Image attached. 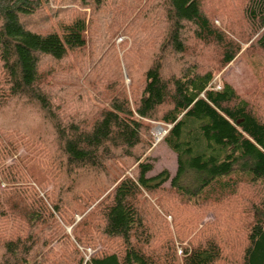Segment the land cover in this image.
<instances>
[{
    "label": "trees",
    "instance_id": "obj_1",
    "mask_svg": "<svg viewBox=\"0 0 264 264\" xmlns=\"http://www.w3.org/2000/svg\"><path fill=\"white\" fill-rule=\"evenodd\" d=\"M207 1L0 0V110L13 112L0 126V264H264V112L212 82L240 42L256 35L264 52V0H235L240 31L227 0L215 13ZM207 47L215 68L197 56ZM152 122L171 177L141 159Z\"/></svg>",
    "mask_w": 264,
    "mask_h": 264
},
{
    "label": "rangeland",
    "instance_id": "obj_2",
    "mask_svg": "<svg viewBox=\"0 0 264 264\" xmlns=\"http://www.w3.org/2000/svg\"><path fill=\"white\" fill-rule=\"evenodd\" d=\"M210 1L211 0L207 1L206 3L207 10L208 12L215 13V11L217 10V6L223 4L225 0H213L212 3L209 5ZM227 4L233 6L230 12L236 14L235 16L241 20V10H240L239 2L235 0H227ZM221 18L225 20L224 17ZM214 23L219 28L224 27V24H222L220 20L216 18V16ZM245 26L246 24L242 19L241 26L236 29L240 31L242 27L245 29ZM254 37H256V35H254L253 38H251L247 42L243 41L239 43L240 51L238 52V54L226 67L222 68L219 72L215 74L212 82L215 88L221 85L220 82L222 80L228 82L233 86V88L237 93L248 96L247 98L251 100L252 106L254 107L256 112L263 115L262 112H264V52L257 53L254 51V48L251 45V42L253 41ZM121 40L123 42H126V45L123 48L121 46L122 43L119 44ZM115 42L116 45L119 44L117 45L119 46L117 47V54H118L117 59H119L120 65L118 66V64L117 65L112 64L111 66L110 65L107 66L108 64H110V62H108L107 64H102L100 66L105 67L104 70L106 73L110 74L109 75L110 78H113L114 75L119 74L118 70H115V68L118 66L122 71L124 89L126 91H130L131 90L130 79L128 77V74L126 73L124 63L122 62L123 52L129 47L130 40H128L126 36H118ZM195 49H196V45L193 41H191L189 45V50L192 55H195L194 54L196 52ZM216 53L217 50L215 48L207 47V48L199 49V53L197 54V56L199 57L200 61H202L203 63H207L205 64L207 67L215 68L217 65L215 63L211 64V62L214 61ZM148 57L149 56H146L144 61ZM105 61H107V58L103 57V62ZM140 77L138 76L136 80L133 81L134 82L133 85L136 86V84L138 85L141 84ZM93 92L91 97L92 101L98 104L99 106L105 105V101H104L105 97L103 95L104 92L101 91L99 94ZM10 106L11 105H9V109L3 108L0 110V126L6 125L12 119L11 115L13 114V112L11 111ZM152 125L153 127L151 132L153 134V142L151 147L145 152V154L142 156L141 159H144V157L147 156L148 159L152 161L153 169L147 174L148 176L155 175L160 171H162L163 169H166L171 177L174 175L176 170V156L162 142L163 131L159 127H161L164 130L163 124L160 122H152ZM156 129L159 130L158 133L155 132ZM23 152L24 150L21 148L16 154H14L11 158H9L7 162H10L11 160L13 161L14 159H16L17 155L19 156ZM134 168H135V164L130 165L129 168L125 169V174L131 175L134 171ZM5 185H6L5 182L0 178V188L4 187ZM163 186L168 187L169 182L166 181L163 184ZM49 188L50 187H48V189ZM254 193L256 194V192ZM80 218L81 217L79 215H74V222L78 221ZM166 218L168 221L170 220L169 216H167ZM212 219H213L212 214L206 213L200 223V226ZM73 225L74 223L70 226H64L65 232L67 234L71 233V227ZM176 250L177 253L180 255L181 249L178 245H176ZM86 251L87 254L92 253L91 250L87 249Z\"/></svg>",
    "mask_w": 264,
    "mask_h": 264
},
{
    "label": "water",
    "instance_id": "obj_3",
    "mask_svg": "<svg viewBox=\"0 0 264 264\" xmlns=\"http://www.w3.org/2000/svg\"><path fill=\"white\" fill-rule=\"evenodd\" d=\"M159 128H160V129L163 131V134H162V135H164L166 131H165V130H163L161 127H159Z\"/></svg>",
    "mask_w": 264,
    "mask_h": 264
},
{
    "label": "bare ground",
    "instance_id": "obj_4",
    "mask_svg": "<svg viewBox=\"0 0 264 264\" xmlns=\"http://www.w3.org/2000/svg\"><path fill=\"white\" fill-rule=\"evenodd\" d=\"M156 133H158L159 132V130L158 129H156V131H155Z\"/></svg>",
    "mask_w": 264,
    "mask_h": 264
},
{
    "label": "built area",
    "instance_id": "obj_5",
    "mask_svg": "<svg viewBox=\"0 0 264 264\" xmlns=\"http://www.w3.org/2000/svg\"><path fill=\"white\" fill-rule=\"evenodd\" d=\"M216 88H220V86H217Z\"/></svg>",
    "mask_w": 264,
    "mask_h": 264
}]
</instances>
